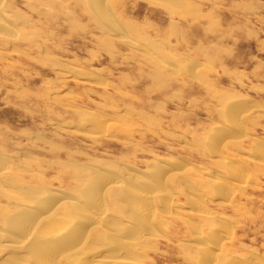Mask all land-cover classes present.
<instances>
[{
	"label": "rangeland",
	"instance_id": "rangeland-1",
	"mask_svg": "<svg viewBox=\"0 0 264 264\" xmlns=\"http://www.w3.org/2000/svg\"><path fill=\"white\" fill-rule=\"evenodd\" d=\"M74 261L264 264V0H0V264Z\"/></svg>",
	"mask_w": 264,
	"mask_h": 264
},
{
	"label": "bare ground",
	"instance_id": "bare-ground-1",
	"mask_svg": "<svg viewBox=\"0 0 264 264\" xmlns=\"http://www.w3.org/2000/svg\"><path fill=\"white\" fill-rule=\"evenodd\" d=\"M96 8V11L98 10V8L99 7H95ZM135 184V183H134ZM143 185V184H142ZM118 186V185H117ZM95 189V188H94ZM136 193V192H135ZM134 198V197H133ZM46 199V198H45ZM72 205V204H71ZM27 216V215H26ZM84 219V218H83ZM13 223V222H12ZM49 224V223H48ZM69 225V224H68ZM70 226V225H69ZM43 228H45V227H43ZM79 228V227H78ZM42 229V228H41ZM46 229V228H45ZM71 234V233H70ZM99 236V235H98ZM98 236H94L95 238L96 237H98ZM94 238V239H95ZM92 240H93V238H92ZM97 241H99V240H97ZM62 243V242H61ZM66 245V244H65ZM72 247H74V246H72ZM64 247H61L60 246V244H59V246L58 247H56V248H54V251H52V256H53V254L55 255V256H57V257H60V255L62 254V252L64 251V250H66V249H63ZM69 249V248H68ZM57 250H59L58 252H57ZM72 250V249H71ZM75 250V249H74ZM46 251V250H45ZM69 251V250H68ZM66 253V252H65ZM47 255H48V253H47ZM46 256V255H45ZM62 257V256H61ZM44 258H47V256L46 257H44ZM68 259V258H67ZM53 260V259H52ZM56 260V259H55ZM60 260H61V258H60ZM46 263H47V261H46ZM54 263V262H53ZM73 263V262H72ZM74 263H75V261H74ZM78 263V262H77ZM81 263V262H80ZM83 263V262H82ZM86 263V262H85ZM76 264V263H75ZM88 264V263H87Z\"/></svg>",
	"mask_w": 264,
	"mask_h": 264
}]
</instances>
